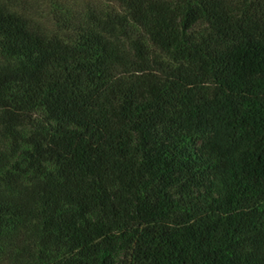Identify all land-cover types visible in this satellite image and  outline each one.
Masks as SVG:
<instances>
[{
    "label": "trees",
    "instance_id": "1",
    "mask_svg": "<svg viewBox=\"0 0 264 264\" xmlns=\"http://www.w3.org/2000/svg\"><path fill=\"white\" fill-rule=\"evenodd\" d=\"M0 264H264V0H0Z\"/></svg>",
    "mask_w": 264,
    "mask_h": 264
}]
</instances>
